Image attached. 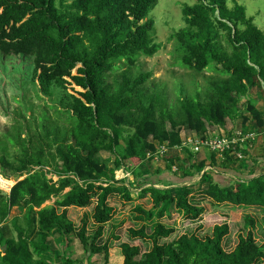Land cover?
Returning a JSON list of instances; mask_svg holds the SVG:
<instances>
[{
  "label": "trees",
  "instance_id": "16d2710c",
  "mask_svg": "<svg viewBox=\"0 0 264 264\" xmlns=\"http://www.w3.org/2000/svg\"><path fill=\"white\" fill-rule=\"evenodd\" d=\"M195 2L184 7L186 27L169 41L179 46V68L199 75L213 69L219 78L208 79L205 99L181 90L171 105L166 86L146 89L152 73L133 71L142 58L152 59L162 49L154 40L155 21L149 19L158 0H0V55L32 59L33 85L57 101L54 114L38 116L33 106L30 116L17 113L13 131L0 139L2 166L14 168L10 149L20 159L17 183L1 180L3 187L14 186L8 195L0 193V264H83L66 253L72 237L88 264L100 256L109 264L111 247L100 241L115 215L112 198L151 200L152 205L135 208V222L142 226L130 230L131 240H140L146 250L120 244L121 264H264V241L252 231L229 252L226 225L172 239L175 230L163 222L174 211L196 223L206 213L205 203L264 211V175L251 172L257 162L253 149L244 150L243 161L226 155L222 168L241 176L220 183L205 172L216 166V155L209 162L198 154L192 162L195 154L183 146L193 133L206 141L222 130L231 135L237 126L244 133L254 132L252 125L264 129L259 100L252 94L264 92V32L235 0ZM72 85L81 91L71 88L70 93ZM163 147L168 152L156 164L154 156ZM176 151L188 153L190 160ZM102 153L113 156L111 169L100 159ZM123 168L132 182L116 179ZM162 171L180 180L201 179L177 188L162 181L166 188L159 189L153 180ZM48 202L53 204L43 208ZM91 206L97 230L88 236L87 222L78 230L68 211ZM16 210L25 212L24 225L19 217L10 219ZM245 225L254 229L256 221L247 217ZM61 245L64 252L57 248Z\"/></svg>",
  "mask_w": 264,
  "mask_h": 264
},
{
  "label": "rangeland",
  "instance_id": "374dc122",
  "mask_svg": "<svg viewBox=\"0 0 264 264\" xmlns=\"http://www.w3.org/2000/svg\"><path fill=\"white\" fill-rule=\"evenodd\" d=\"M70 3L73 0H68ZM239 5L244 6L247 11L248 18H254L255 25L264 32V1L263 0H235ZM195 0H158L157 7L152 11L149 19L155 21V36L154 40L157 44L162 45L161 51L152 59L142 58L140 62L134 68V73H152L153 77L147 84L146 89L151 90L154 85L166 86L168 95L170 98L171 105H174L178 97L179 92L182 90L183 94L188 97H194L196 94H200L202 99H205L208 93V79L219 78V76L214 73L213 69H208L204 74H195L178 67V62L180 55L178 52V44L176 42H171L170 37L185 28V22L182 15V10L186 6H193ZM228 6L230 9L234 7L232 1H229ZM32 71H33V60L26 57H5L0 55V139H4L8 132L13 131L15 121L18 120L17 113L27 112L30 116L28 109L33 106L36 111H38V116H41L45 111L48 114H54L53 108L56 106V99L52 100L46 98L40 93L39 86L33 85L32 83ZM73 75H76L74 71ZM70 81V80H69ZM79 92L81 89L76 88L74 85L69 87L70 93H73V89ZM259 100L258 107L262 111L264 116V92L253 91L252 93ZM252 95V97H254ZM251 97V96H250ZM243 111V109H241ZM241 111V113H242ZM238 114V124L241 123V114ZM47 114V115H48ZM254 133L257 134V141L253 146V159L256 160V164L251 163V168L253 173L256 175H264V129H257L252 125ZM226 133L224 130L214 133L221 134ZM17 150L10 149L9 153L11 155V165L14 167L12 170L7 169L0 163V193L9 194L11 188L17 183L19 177V172L17 169L20 165L19 155ZM176 155L184 158L183 161H189V154L181 151H176ZM2 156V155H0ZM203 156L210 162L209 153H203ZM192 162L200 159V155L195 154L193 156ZM100 159L106 163L109 168L113 167V156L109 153H102ZM215 171H211L213 174V179L218 180L220 183H225L229 180L227 173L231 174L230 171L222 168L221 160L216 158ZM131 165V164H130ZM157 166V165H155ZM218 166V167H217ZM131 167V166H130ZM109 169V170H110ZM122 170V169H121ZM117 171L115 174L116 179L122 180L126 176L122 171ZM160 179H154L157 188H166L162 181L165 179L170 180L172 174L162 171ZM175 172L177 174H183V168L177 169ZM220 176V177H217ZM245 177L247 175H244ZM218 178V179H217ZM12 181L13 186H2V181ZM201 176H197L194 179H186L180 182H167L169 184H176L174 187L183 186H194L198 184ZM57 180V178H54ZM135 180V179H134ZM174 180V179H173ZM126 181V180H125ZM133 181V178L131 182ZM161 181V182H159ZM127 182V181H126ZM235 182V181H233ZM138 194L139 191H134ZM53 202H48L43 208L51 206ZM111 207L115 210V215L113 220L105 226L104 235L100 241V246L104 245L106 242L110 245V261L109 264H121L123 261L121 255L120 244L130 243L133 246H138L142 251L146 250L145 245L140 241H132L130 230H140L142 226L141 223H136L134 219V210L137 206H142L146 209L151 208V200H144L142 202L136 201L132 203L125 202L120 198H112L110 200ZM206 213L204 217L196 222L191 223L185 219V217L178 212H174L171 217L165 218L164 223L167 227L173 228L175 230V236L183 235L189 231L203 233L208 231L212 233L214 227L216 226H227L229 228L230 234L225 239V249L229 252L233 251L239 242L240 236H245L249 231L254 232L257 241H264V211L256 208H241L232 205H224L220 207H215L209 203H205ZM95 206H91L86 209H76L72 208L68 212L69 219L75 224V227L80 230L87 222V234L92 235L96 230L97 226L93 220ZM43 209L38 210L39 217L42 214ZM19 217L20 224L25 223V212L22 210L13 211L10 219ZM251 217L256 221V226L254 229L251 227L246 228V218ZM147 224V223H144ZM148 226V233L152 230L150 225ZM202 231V232H200ZM16 237V234L14 235ZM60 252H64L66 248L63 245L57 247ZM81 244L72 237V243L66 249V253L74 259H78L83 264H88V256L82 249ZM1 251V249H0ZM93 264H103V257H96L93 259Z\"/></svg>",
  "mask_w": 264,
  "mask_h": 264
},
{
  "label": "built area",
  "instance_id": "2783aa9c",
  "mask_svg": "<svg viewBox=\"0 0 264 264\" xmlns=\"http://www.w3.org/2000/svg\"><path fill=\"white\" fill-rule=\"evenodd\" d=\"M212 137L213 138H209L206 141H202L198 138L196 133H193L191 137L184 139L183 146L184 148H188L193 154L213 153L216 155L217 159L222 162L226 161V155L228 154L236 160L243 161L245 159L244 150L253 149V146L255 145L254 143L257 141L256 133H244L240 126H237L231 135L223 133L220 137ZM167 152L168 150L165 147L160 148L159 150L157 149V153L154 156V162L156 164L159 163L160 157H163ZM176 170L177 168H174V172ZM121 171L126 175L124 179L128 181L132 180V174L130 172L124 168ZM206 171L216 172L213 167L205 169V172Z\"/></svg>",
  "mask_w": 264,
  "mask_h": 264
},
{
  "label": "crops",
  "instance_id": "0c3cea01",
  "mask_svg": "<svg viewBox=\"0 0 264 264\" xmlns=\"http://www.w3.org/2000/svg\"><path fill=\"white\" fill-rule=\"evenodd\" d=\"M211 168V166H208V167H206V169H210ZM238 172V171H237ZM237 172H235L234 170L233 171H230V173H232V175L231 174H229V173H227V176L229 177V180H227V181H234V180H237L238 178H240V174L239 173H237ZM241 173V172H240ZM242 174H244V173H242ZM217 177H220V176H217ZM245 177V176H244ZM174 179V180H173ZM218 179V178H217ZM222 179H224V181H225V178H222ZM175 180L177 181V182H180V181H183V180H180V179H178L177 177H174L173 175H172V177H171V179L170 180H168V179H165L164 180V182H175ZM216 181H218V180H216ZM176 183V182H175Z\"/></svg>",
  "mask_w": 264,
  "mask_h": 264
},
{
  "label": "water",
  "instance_id": "95a60500",
  "mask_svg": "<svg viewBox=\"0 0 264 264\" xmlns=\"http://www.w3.org/2000/svg\"><path fill=\"white\" fill-rule=\"evenodd\" d=\"M6 249H7V248H6V247H4V248H3V252H5V251H6Z\"/></svg>",
  "mask_w": 264,
  "mask_h": 264
},
{
  "label": "clouds",
  "instance_id": "9594fccd",
  "mask_svg": "<svg viewBox=\"0 0 264 264\" xmlns=\"http://www.w3.org/2000/svg\"><path fill=\"white\" fill-rule=\"evenodd\" d=\"M127 184V183H126ZM128 185V184H127Z\"/></svg>",
  "mask_w": 264,
  "mask_h": 264
}]
</instances>
